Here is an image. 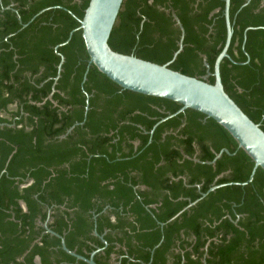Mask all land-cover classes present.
Returning <instances> with one entry per match:
<instances>
[{
	"label": "trees",
	"instance_id": "trees-1",
	"mask_svg": "<svg viewBox=\"0 0 264 264\" xmlns=\"http://www.w3.org/2000/svg\"><path fill=\"white\" fill-rule=\"evenodd\" d=\"M89 1L0 0V264H87L62 239L87 260L103 249L97 264H264V171L243 185L254 163L215 121L170 118L181 105L122 90L90 64ZM224 9L124 0L109 46L214 84ZM229 16L222 84L264 131V0H230ZM46 210L51 233L38 224Z\"/></svg>",
	"mask_w": 264,
	"mask_h": 264
},
{
	"label": "water",
	"instance_id": "water-1",
	"mask_svg": "<svg viewBox=\"0 0 264 264\" xmlns=\"http://www.w3.org/2000/svg\"><path fill=\"white\" fill-rule=\"evenodd\" d=\"M123 2L124 0L89 1L79 27L89 56V63L122 90L165 99L181 105L182 108L170 118L186 110H193L215 121L231 135L239 149H242L253 161L254 170L248 182L243 185L252 182L258 168L264 171V131L225 92L220 73L222 61L226 58L230 59L228 50L233 36L229 16L230 0H225L224 16L227 34L222 52L214 64V84H210L206 79L190 77L173 71L169 69L168 64L158 65L132 55L113 51L109 46V40ZM173 16L183 35L184 30L179 20L175 14ZM182 41L183 36L179 43V50L174 55V60L183 50ZM55 50L57 51V48ZM206 67L208 68L207 64ZM220 157L221 154L217 155V158ZM216 188H212L209 192ZM22 205L25 208V205ZM62 246L70 256L77 260L87 264H97L94 261L95 254L87 260L68 251L63 239Z\"/></svg>",
	"mask_w": 264,
	"mask_h": 264
},
{
	"label": "flooded vegetation",
	"instance_id": "flooded-vegetation-1",
	"mask_svg": "<svg viewBox=\"0 0 264 264\" xmlns=\"http://www.w3.org/2000/svg\"><path fill=\"white\" fill-rule=\"evenodd\" d=\"M143 190V189H142ZM24 207V206H23ZM24 209H26V207L24 208ZM107 211H108V207H105L104 208V211H103V213L104 214H107ZM46 212H47V218H46V221L44 222V223H41L40 221H38V224H41L42 225V227L46 230L45 231V233H51L50 232V229H49V227H48V225L49 224H52L53 223V218L51 217V215H52V210H46ZM96 219V217H94V220ZM110 220H111V222H113V223H115V220H116V218L114 217V216H110ZM95 236H97V234L95 235ZM103 237H101V239H102ZM103 240V239H102ZM104 242V244H106L105 243V241H103ZM103 251V249H97L95 252H93L92 254H91V256L93 255V254H98V253H101ZM94 255V256H95ZM90 256V257H91ZM111 259L113 260V261H115V259H116V257L115 256H111ZM35 263L36 264H40V258L39 257H37L36 259H35ZM114 264H119V262H114Z\"/></svg>",
	"mask_w": 264,
	"mask_h": 264
}]
</instances>
